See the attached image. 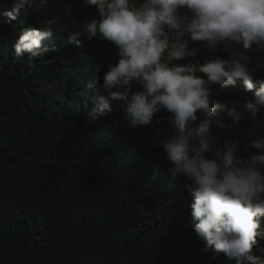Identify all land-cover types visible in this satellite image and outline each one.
Masks as SVG:
<instances>
[{"label": "trees", "instance_id": "trees-1", "mask_svg": "<svg viewBox=\"0 0 264 264\" xmlns=\"http://www.w3.org/2000/svg\"><path fill=\"white\" fill-rule=\"evenodd\" d=\"M5 10L9 0H0V264H226L224 253L198 251L203 244L190 222L186 180L172 179L166 154L148 145L150 128L128 131L119 123L120 102L111 115L85 124L96 99L108 95L101 87L107 65L119 59L112 42L80 37L77 46L69 39L67 32L98 17L96 6L49 0L11 23ZM52 17L66 32H53L49 51L17 62L18 29L43 27ZM248 52L256 79H264V49L253 45ZM216 55L227 59L223 51ZM88 83L94 88L85 100L79 93ZM132 88L140 90L136 83ZM211 97L239 110L252 93L237 81L236 87L214 85ZM155 115L164 118L161 129L171 125L173 114ZM261 115L236 125L221 113L226 126L213 125V146L238 139L237 155H249L248 135L264 136ZM197 117L190 127L205 118L199 110ZM253 253L261 255L256 246Z\"/></svg>", "mask_w": 264, "mask_h": 264}, {"label": "clouds", "instance_id": "clouds-1", "mask_svg": "<svg viewBox=\"0 0 264 264\" xmlns=\"http://www.w3.org/2000/svg\"><path fill=\"white\" fill-rule=\"evenodd\" d=\"M48 3L9 0L3 16L11 23ZM80 3L84 8L96 6L98 17H90L80 31L67 32L69 39L77 46H82L80 37L112 42L119 57L107 65L103 76L101 87L108 95L96 99L94 115L85 124L111 115L113 103L120 102L119 123L130 132L150 128L147 143L166 154L171 178H185L193 201L190 222L203 244L198 251L224 253L226 264H264V246L258 243L264 240V136L248 135L247 156L237 155L238 139L226 141L223 147H214L211 139L213 125L226 126L221 113L236 125L264 114V79H256L248 52L253 45L264 49V0ZM59 25L60 18L52 17L43 27L19 28L13 45L16 61L25 54L31 60L49 51L53 32H66ZM197 41L202 45L190 47ZM218 51L226 53L227 59L217 56ZM200 55L205 56L203 62H195ZM237 81H242L245 93H252L239 110L211 97L214 85L236 87ZM133 83L140 90L134 91ZM93 88L88 83L79 95L90 99ZM162 110L173 114L171 125L163 129L159 126L164 118L155 115ZM198 110L205 118L190 127L198 119ZM254 246L261 255L253 253Z\"/></svg>", "mask_w": 264, "mask_h": 264}]
</instances>
